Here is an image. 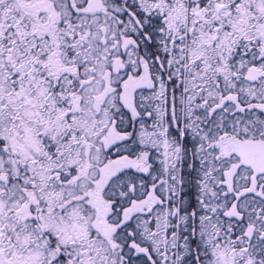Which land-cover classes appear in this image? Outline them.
<instances>
[{
	"label": "snow or ice",
	"instance_id": "6c2138e0",
	"mask_svg": "<svg viewBox=\"0 0 264 264\" xmlns=\"http://www.w3.org/2000/svg\"><path fill=\"white\" fill-rule=\"evenodd\" d=\"M0 264H264V0H0Z\"/></svg>",
	"mask_w": 264,
	"mask_h": 264
}]
</instances>
